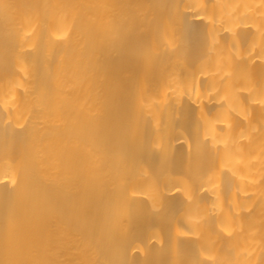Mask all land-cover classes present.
Returning a JSON list of instances; mask_svg holds the SVG:
<instances>
[{"label": "bare ground", "instance_id": "obj_1", "mask_svg": "<svg viewBox=\"0 0 264 264\" xmlns=\"http://www.w3.org/2000/svg\"><path fill=\"white\" fill-rule=\"evenodd\" d=\"M0 264H264V0H0Z\"/></svg>", "mask_w": 264, "mask_h": 264}]
</instances>
